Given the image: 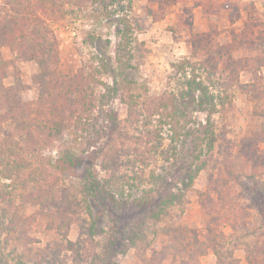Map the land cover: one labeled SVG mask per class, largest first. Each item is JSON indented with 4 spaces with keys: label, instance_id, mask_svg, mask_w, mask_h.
I'll return each mask as SVG.
<instances>
[{
    "label": "rangeland",
    "instance_id": "374dc122",
    "mask_svg": "<svg viewBox=\"0 0 264 264\" xmlns=\"http://www.w3.org/2000/svg\"><path fill=\"white\" fill-rule=\"evenodd\" d=\"M121 17L131 28L128 53L120 58L125 63L117 55ZM50 26L60 71L82 69L117 88L105 106L117 126L105 108L95 106L87 116L73 107L70 81L51 80L37 61L0 46L7 62L3 84L29 108L16 119L0 109V264H264V0H87ZM182 62L190 63L179 69ZM193 73L208 86L215 110L188 108L184 143L170 141L168 123L159 136L144 135L158 119L164 122L155 112L159 98L179 96ZM81 80L99 99L104 87L85 75ZM79 117L86 128L76 123ZM210 133L208 150L203 137ZM90 141L96 144L87 147ZM70 142L76 148L83 142V164L56 170L50 162ZM143 146L151 150L137 169L135 148ZM92 150L116 162L105 172L95 157L99 182L126 175L115 184L135 182L131 196L84 195L79 177ZM12 160L34 171L29 165L7 171ZM201 161L204 168L185 185L188 169ZM140 169L141 183L131 179ZM152 171L158 176L148 182ZM143 188L150 189L151 203L168 188L182 197L154 221L137 214Z\"/></svg>",
    "mask_w": 264,
    "mask_h": 264
},
{
    "label": "trees",
    "instance_id": "16d2710c",
    "mask_svg": "<svg viewBox=\"0 0 264 264\" xmlns=\"http://www.w3.org/2000/svg\"><path fill=\"white\" fill-rule=\"evenodd\" d=\"M97 1V0H95ZM102 1V0H101ZM104 1V0H103ZM87 0H0V46L3 44H7L13 48V50L17 51L16 57L22 60H35L39 63L41 68L47 72L48 75L51 76V80L62 78L64 81H67L71 84L68 85L69 89L72 88L75 90L77 97L73 100V107H81L84 112H87V116H89L93 107L97 106L102 111V109L107 106V102L110 101L111 95L116 92L117 88L115 86H111L104 82L101 79L95 78L93 73H85L82 69H79L75 72H67L64 73L60 71L57 64L59 63V51L57 45V39L53 34V30L50 26L51 22H57L64 19L67 15H72L76 12L82 10V8L86 7ZM159 13L158 17L161 18L163 12ZM157 17V18H158ZM119 26L117 28V33L119 35V43L117 47V55L121 63H125L120 59L124 58L128 53L126 50L130 43V26L127 23L125 17H121L118 19ZM227 49V48H226ZM120 53V55H119ZM190 62H182L179 66V69H184L187 65L189 66ZM6 60H4L0 55V109H4L7 115H11L10 117L13 119L21 118L25 113L29 112V108L24 106V104L15 101L13 97V87L5 86L3 84L4 77V68L6 67ZM215 65V64H214ZM129 67V64H125L124 68ZM100 73V70H95ZM83 75L91 78L92 82L96 85H102L104 87V92L100 94L99 99H96L92 96L94 95V90H87L84 88V82L81 80ZM198 76L193 73V75L189 77H185L184 88L185 90H181L179 92V96L175 94H170L167 97H160L159 102L157 104L158 109L155 111L156 114L164 121L162 122L158 119L157 122L160 125L155 124L154 128H147L144 135L149 137L153 135V132L156 131L157 136H159V129L161 128V124L168 123L169 131L171 133L170 141L179 140L181 143L185 142L186 137L188 136L189 127H187V119H188V108L193 107L197 109V107L203 106L208 111L215 110V104L212 96L209 94V89L206 84L201 79L197 78ZM60 80V79H59ZM126 80V78H124ZM128 86H131L135 83L132 80L125 81ZM127 86V87H128ZM67 87V85L65 86ZM129 88V87H128ZM196 93H199L200 96H196ZM89 100H86V99ZM198 98V99H197ZM166 99V100H164ZM168 101V102H166ZM95 102H98L96 104ZM127 106L130 108L134 107L135 103L132 98L129 99V102H126ZM133 103V104H132ZM168 107H170L168 109ZM106 109V108H105ZM163 111H162V110ZM75 112V109L73 110ZM106 117H108L112 121L113 126H117V118L113 113L112 109H106L105 113ZM1 117V116H0ZM210 117V116H209ZM209 117H207V125L209 122ZM78 118L79 125L84 124V128H86L85 124ZM62 121V119H60ZM64 120V118H63ZM149 121H145L144 126L149 125ZM55 125H58L57 123ZM23 126L25 130L26 123L24 121H19L18 128ZM159 127V128H158ZM37 128H40L39 126ZM208 126L204 129L205 133L208 131ZM60 131L58 128H54ZM46 129L41 127V131L43 132ZM51 129H47V133H49ZM97 133V129H95ZM184 136V138L182 137ZM210 134H205L203 138L207 139V149H211L212 147V137ZM77 135H75V139ZM83 142L79 143V147L76 148L71 142L63 146L60 150L58 162L50 164L56 170L65 169L66 166H77L83 164V155L87 152L85 147L81 148ZM96 144L95 141L87 142V147ZM140 144V142L138 143ZM38 146L33 149V151H37ZM175 148V147H174ZM20 150H23V147H19ZM139 153L136 160L140 162V166H135L137 169L139 167H143L142 164L145 165V155L148 150H151L148 146H143V149L135 148ZM95 155V156H94ZM95 157H100L102 160L99 162V167L103 171H112L115 170L116 162L112 161L109 163L108 155L104 151L92 150L90 155L88 156V162L84 164L83 174L80 178L82 181V190L85 193V196H96L97 192L101 190L107 197L106 199H112L115 201L114 195H123L125 192L127 195L131 196V189L133 187H138L135 182H129V180H124V182L120 185L115 184L117 180L122 181L124 178H127L126 175L120 174L119 176H115L112 174L110 178L107 177L103 180V183L99 182L97 178V169L95 168ZM134 160V162H136ZM138 162V163H139ZM67 164V165H66ZM29 165V166H28ZM65 165V166H64ZM29 167L30 172L32 173L34 169L30 166L31 164H23L22 162H18L16 160L7 161L5 167L7 171L11 169H15L18 171V168ZM205 166V162L201 161L200 164L195 165V167L188 169L187 173V181L185 185L190 186L198 172L203 169ZM61 169V171H63ZM136 171V170H135ZM143 170L140 169L139 173L132 177L131 179H137L141 183L145 181L144 176L142 175ZM30 175V173H29ZM158 176V175H157ZM155 172L152 171L151 175L146 178L148 182H154L156 177ZM161 177V176H160ZM165 178V177H163ZM162 178V179H163ZM165 181V179H163ZM162 184H160L161 186ZM150 190V189H149ZM149 190L142 189L141 196L139 198H135L137 201V207H140V212L137 214L142 215L143 217L146 215L147 217H151L154 221L160 219V214L165 211L168 206H171L178 201L181 200L182 193L174 192L171 189H165L163 193L159 192L158 198H156L155 203H151V194ZM152 191V190H151ZM155 197V195H154ZM33 200L31 203H34ZM93 225L90 226L92 231ZM90 231V234H91ZM132 241V239H131ZM69 243L72 241L68 240ZM35 264H42L41 262H36Z\"/></svg>",
    "mask_w": 264,
    "mask_h": 264
}]
</instances>
